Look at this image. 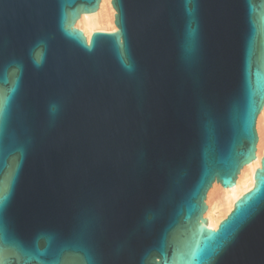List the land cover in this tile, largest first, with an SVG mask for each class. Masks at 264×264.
Wrapping results in <instances>:
<instances>
[{
  "label": "water",
  "instance_id": "water-1",
  "mask_svg": "<svg viewBox=\"0 0 264 264\" xmlns=\"http://www.w3.org/2000/svg\"><path fill=\"white\" fill-rule=\"evenodd\" d=\"M101 2L0 0V264H264V153L205 226L257 155L264 0H111L87 42Z\"/></svg>",
  "mask_w": 264,
  "mask_h": 264
},
{
  "label": "bare ground",
  "instance_id": "bare-ground-1",
  "mask_svg": "<svg viewBox=\"0 0 264 264\" xmlns=\"http://www.w3.org/2000/svg\"><path fill=\"white\" fill-rule=\"evenodd\" d=\"M115 12L111 0H102L99 11L81 14L80 21L74 27L86 35L87 42L94 32L113 33ZM264 153V108L259 116L257 155L253 163L244 165L235 187L223 188L215 184L207 191L208 209L205 211V226L216 230L221 221L233 210L234 204L254 187V173L260 168Z\"/></svg>",
  "mask_w": 264,
  "mask_h": 264
},
{
  "label": "snow or ice",
  "instance_id": "snow-or-ice-1",
  "mask_svg": "<svg viewBox=\"0 0 264 264\" xmlns=\"http://www.w3.org/2000/svg\"><path fill=\"white\" fill-rule=\"evenodd\" d=\"M2 115H3V110L0 109V116ZM249 210L250 208H246L243 204H241L239 207V213L237 218L233 221H230L222 225L216 248L221 247L226 241L232 238L233 232H235L236 229L239 227V222L245 218ZM216 248H212L209 250L208 252L209 257L212 256L213 253H215ZM84 264H94L92 256L87 250H85Z\"/></svg>",
  "mask_w": 264,
  "mask_h": 264
}]
</instances>
